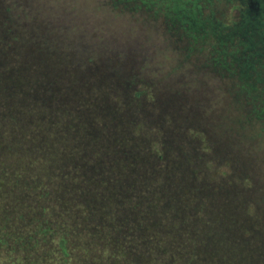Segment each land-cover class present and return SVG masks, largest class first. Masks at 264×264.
Listing matches in <instances>:
<instances>
[{"label": "trees", "instance_id": "1", "mask_svg": "<svg viewBox=\"0 0 264 264\" xmlns=\"http://www.w3.org/2000/svg\"><path fill=\"white\" fill-rule=\"evenodd\" d=\"M111 1L208 45L205 64L242 83L241 117L264 129V17H240L235 33H223L212 6L196 9L202 0ZM30 7L0 0V264H264V175L257 183L240 163L237 187L208 184L203 165L214 159L205 133L192 146L185 106L164 113L90 56H76L90 61L76 68L49 48ZM114 180L121 187L109 194Z\"/></svg>", "mask_w": 264, "mask_h": 264}, {"label": "rangeland", "instance_id": "2", "mask_svg": "<svg viewBox=\"0 0 264 264\" xmlns=\"http://www.w3.org/2000/svg\"><path fill=\"white\" fill-rule=\"evenodd\" d=\"M14 2L15 6H31L32 10L28 11L29 20L38 17L39 25L42 24L43 27L45 23L49 48L55 49L56 53L62 56L73 57L76 68L88 66L90 61L87 62V59L90 56L94 66L114 79L121 77L126 85L127 82L135 81L131 93L136 90L150 93L152 97L147 103L157 100L165 108L164 113L176 114L178 105L185 106L190 111L188 115L194 129L193 133L188 135L193 142L192 146L195 148L205 133L209 146L207 156L214 159L211 161L213 165L207 161L203 165L202 177L208 184L219 182L221 186H228L232 181L237 187L235 183L241 177L239 168L243 164L251 168V172L247 173H252L257 183L262 178L264 129L259 123L244 122L241 117L242 99L235 94L238 89L236 84L242 83L234 82L232 77L231 80L226 75L211 70L215 67L205 64L209 55L208 45L202 49L194 38V42H184L178 36V31L175 33L173 28L166 26L161 17L153 16L145 10L136 12L121 6L113 7L111 0ZM118 3L122 6H138L132 2ZM204 4L197 1L196 9L199 6H202V10L203 6H212L214 17L220 23L223 33L237 31L240 20L237 4H228L225 0H211ZM187 5L192 6L190 3ZM142 6L154 5L146 3ZM39 9L42 11L37 12L38 15L35 16L33 11ZM24 10L22 9L20 14ZM208 15L209 13L206 16ZM19 18L23 19V16ZM234 54L239 55L238 52ZM256 54L259 56V53ZM79 55L88 57L76 58ZM229 67L235 69L237 65L232 64ZM148 97L150 96L143 94V98ZM174 105L176 106L172 111ZM174 120L177 123L176 118ZM173 130L176 131L175 128ZM184 130L187 132L186 126ZM219 143H222L225 149L227 147L224 153V148ZM244 153L251 158H245ZM227 156L231 157L230 163L227 162ZM243 158L249 163L242 161ZM58 165L61 166L57 164L52 168H58ZM115 172V169L108 173L102 172L101 175H105L103 180L110 179ZM113 182L108 190L105 189L109 194L121 187L119 181ZM99 183L97 186H100ZM106 195L105 193L104 196ZM106 197L108 199L112 196ZM140 206H143L142 203ZM156 213L157 211H154L151 215ZM257 213L259 214V211Z\"/></svg>", "mask_w": 264, "mask_h": 264}, {"label": "flooded vegetation", "instance_id": "3", "mask_svg": "<svg viewBox=\"0 0 264 264\" xmlns=\"http://www.w3.org/2000/svg\"><path fill=\"white\" fill-rule=\"evenodd\" d=\"M205 1L207 0H202L201 3L204 4ZM225 2L228 4H237V6L239 7L240 17L241 19H243L241 21L244 23H249L250 21H252L253 23L255 22L256 25H258L260 24V20L261 19L263 20L262 17H264V0H225ZM238 25H240V23ZM249 26H253V24ZM239 32L240 33L238 35L242 36V40H244L245 38L249 39V37L251 36V35L246 36L248 32H246L245 30L243 31L239 30ZM245 33L247 34L243 36V34ZM254 40L256 41V44H260L257 38H254ZM255 47H257V45Z\"/></svg>", "mask_w": 264, "mask_h": 264}, {"label": "water", "instance_id": "4", "mask_svg": "<svg viewBox=\"0 0 264 264\" xmlns=\"http://www.w3.org/2000/svg\"><path fill=\"white\" fill-rule=\"evenodd\" d=\"M246 39V40H245ZM244 40H245V42H249V40H248V38H245ZM251 42V41H250ZM252 44V43H251ZM263 47H264V45H263ZM258 48L256 47V50H257Z\"/></svg>", "mask_w": 264, "mask_h": 264}]
</instances>
